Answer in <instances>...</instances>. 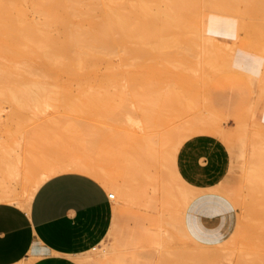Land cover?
Returning <instances> with one entry per match:
<instances>
[{
  "label": "rangeland",
  "instance_id": "374dc122",
  "mask_svg": "<svg viewBox=\"0 0 264 264\" xmlns=\"http://www.w3.org/2000/svg\"><path fill=\"white\" fill-rule=\"evenodd\" d=\"M218 7L220 8L221 5ZM205 8L206 11L210 10L207 11L210 18L213 14L215 17L208 19L206 15L201 13L205 16L204 19H202L203 16L200 14L199 20L192 22L193 26H196V23L199 25V28L201 26L200 32L202 31L201 29H204L203 36L205 37H201V40L199 35L200 39H197V41L200 44L196 46L199 47L198 52H200V55H203V61L199 55V66L193 67V63L197 65L196 63L199 62V60L198 62L196 61L197 57L195 58L194 56L192 57V61L194 62L190 60L192 64L187 62L188 65L192 66H188L187 64L186 66L184 63L183 65L186 67H178L179 69L182 68L181 70L177 69L176 66H166V83L170 84L171 78L173 80V76L180 72L179 78L182 84H180L181 88H179L180 85L177 88L188 89L185 93L183 92L184 90L180 91L185 94V98L186 95L189 97L187 101L191 104V108L188 104L185 105V100L182 104L181 102H172V104L175 103L174 107L169 102L166 105L165 102L167 100L164 98L167 96L163 95L164 92L166 94L167 88L165 87L168 86L166 83H160L159 85L153 83L155 86L148 84L149 86L151 85L149 87L147 83L133 84L123 78L115 84H101L102 87L98 84V86L95 85V89L99 87L101 91L99 93L91 92L90 87L94 86L92 84H68L53 87L61 88L67 86V88L74 92H70V94H74L73 96H69V94L60 96L53 95V98H51L52 96H44L45 98L43 97V100L39 97L41 99L40 101L39 99H35L34 101V98H30L31 100L25 98L24 102H18L20 101L18 99L17 102L14 100H4L5 102L2 101L3 105L0 102V180L12 177V172L16 171L17 168V170H25L30 161L36 162L43 171H46L47 168L51 170L57 163L60 164L67 160L80 161V159H84L83 162L92 164L102 173V178L100 179L102 183L104 181L103 185L107 192H115V197L112 198L114 203L112 225L98 245L76 256L77 260L82 264H140L139 262L141 264H157L161 255L166 254V252L171 254V259L177 257L176 253L175 256L172 254L174 253L173 250L178 251L175 248L179 245L177 244L179 242L175 238H179V241L181 238L178 234H175V226L166 222V216H168L169 210L172 209H185L179 211V218L182 223L186 224L189 216L196 214L199 218L198 225H205L209 230L215 229L222 235L228 229L216 227L215 225L225 215L224 203L229 204L230 210L238 214L240 220L245 219L241 215L246 213V208L243 207L241 202H236V199L234 202L233 199L234 196H238L241 199L246 195H250V193L247 194L248 188L246 187L250 188L252 186L251 177L248 180L250 182H247V176L245 178L244 176L247 174L251 176L253 172L251 171L250 173V170L248 171L246 167L248 165L251 166L249 162L254 155L250 156L247 153L253 152L252 149H260L255 147L257 142H254L259 137L263 139L258 140L257 146L260 145L262 148L264 145L261 144L264 143V135H262L264 134V75L262 74L264 73V40L262 43L260 42L261 47H258L260 44L257 39H252L254 46L249 44L248 41L251 39L248 38L247 30L244 27L236 24L229 26L231 25L230 19L232 20V17L235 16L236 18L238 15L230 13L232 14L231 17L228 13L231 10L224 14L225 11L220 8L222 13L224 12V15L228 13L229 17L227 15L225 19L221 18V20H218V17L223 15L219 13V8V10L217 8L211 10L213 7L210 9L209 7H203L202 10H205ZM216 14L218 15L217 19ZM240 18L242 19V17ZM224 20L230 22H227L229 25L226 22L225 24ZM219 21V25L223 23L220 26L221 29L218 25ZM234 21L233 23H235ZM209 22L213 24L210 23L212 24L210 25ZM207 30L210 31L207 32ZM224 32L227 33L225 34ZM209 35H212V37ZM261 38L260 41L264 39ZM201 41L203 43L205 42L204 47H202L205 53L204 51L201 52ZM207 42L208 44L210 42L221 43L222 51L228 52L229 54L230 49V53L234 54H229L228 56L240 57L244 60V66H208L206 69L204 60L210 53L207 54ZM254 42H258L259 45L256 44L257 46H255ZM211 49L214 50L213 46ZM233 49H235L234 52ZM194 51L196 50L194 49ZM204 56L206 57L204 58ZM201 64L204 66L202 67ZM189 67L192 68L189 70ZM104 87L107 88L106 91H109H104ZM147 88H150L149 91L153 88L158 89L157 92H161L162 88L165 91H162L160 97L158 93L147 92ZM88 89L90 91L84 93ZM153 96L156 99L155 101ZM168 97H171L169 101L173 98L171 93L170 95L168 94ZM179 97L181 99L182 96H178L177 99ZM195 99L196 101L200 99V101L194 107L192 104ZM152 100L156 103L157 101L159 102L157 106L161 110L155 106L154 110L148 111L151 108L149 106H153L150 105V102L151 104H155ZM161 103H165V109L163 108L164 105L161 106ZM183 105L188 107H184ZM147 107L149 108L146 109ZM160 107L166 111V114ZM199 107L201 111L196 110ZM210 109L211 112L213 111L214 114H217L214 115L212 114L213 112H210L212 116H210V113L208 116H217L220 119H218L219 122L215 118L214 120L220 123L222 128H216L217 123L214 124V120H212L213 125L211 126V120H208L207 124L210 122L209 125L211 127L207 125L205 131L191 133L189 137L198 133H212L220 136L227 143L231 152V166L228 174L218 186H229L228 189L230 192L231 188L233 190L234 187L236 191L233 195L230 193L232 195V197L230 196L231 200H226V202L218 200L214 202L215 186L200 188L191 185L189 192L191 202L185 205L186 208L184 206L180 208L181 204L178 196L172 198V200L167 196V189H172L174 186L180 185L179 180H177L178 178L176 177L175 179L174 176L175 171L178 172L176 168V155L178 150H174L172 144L167 142V132L170 133L173 130L176 133L175 131L180 129L179 126L182 122L186 124L188 120L193 118V115L192 118L186 117H190V114L194 112L195 114L201 113V117L205 115L204 117L208 119L209 117L206 114ZM155 110L158 112L164 111V113L162 114L160 112L159 114L161 115H158V117H155L157 111L155 114L151 113L154 115L149 114V112ZM180 110H182L181 113L183 115L180 113ZM191 111L193 112L191 113ZM204 117L203 119H205ZM213 126L215 127L214 129L212 128ZM250 134L254 136H250ZM178 143L176 142V144ZM249 144H252V148L250 149ZM257 157L255 156L254 160L257 161ZM253 165L251 168L254 170L256 165L255 167ZM105 170L110 172V176H118L130 180L136 189L133 190V193L137 201L132 200L133 203H124L121 190L113 184L111 185V183L105 182V179L110 177L106 173L104 174ZM239 188L241 189V195ZM249 192H252V190L250 189ZM248 196L245 199H249L250 196ZM183 215L184 220L180 217ZM177 233H179L178 228ZM181 242L186 246L184 241ZM175 243L176 247L170 249L171 245L172 247L175 246L173 245ZM166 249H170L172 252L166 251ZM170 256L167 255V258L170 259ZM227 259L224 260L223 264H228L229 260L230 264L235 261L234 257H232V260L229 258L227 261ZM20 264L27 263L22 262Z\"/></svg>",
  "mask_w": 264,
  "mask_h": 264
},
{
  "label": "bare ground",
  "instance_id": "6f19581e",
  "mask_svg": "<svg viewBox=\"0 0 264 264\" xmlns=\"http://www.w3.org/2000/svg\"><path fill=\"white\" fill-rule=\"evenodd\" d=\"M216 5H221L220 8L225 11V13L223 12L224 14L231 10L228 12L229 14L238 15V18H235V16L232 17V14H230L233 19H236H234L235 21L232 19L235 23L230 19L231 25H229L228 23L230 22L226 21L228 18L224 20V23L228 22L227 24L229 26L236 24L244 27L247 30L248 38L251 39V42L248 41L249 44H252V39H257L260 45L258 42H254L255 46H262L261 43L264 40L262 39L264 38V0H0V102L1 104L4 100H14L16 102L20 100L18 102H24L25 98H29L28 100L34 98V101L35 99H39L40 101V98L43 100L44 96H52L51 98H53V95L60 96L64 94H69L70 96L72 95L70 94L72 90L67 88V86L61 88L53 87L68 84H92L94 85V89L90 87L91 92L99 93L101 91L99 87L95 89V85L98 84L101 86V84L107 83L115 84L122 78L133 84L147 83V85L152 84L155 86V84L159 85L160 83H166V66H176L177 69H179L178 67L184 66V63L185 65H188L187 62L192 64V62H194L192 61L193 56L195 58L197 57V62L199 60L198 63L195 62L197 65L193 63V67L200 65V59L198 57L201 56L202 58L203 55H200V52H198L199 47L196 46L200 44L197 39L205 37L203 36L204 29H201L202 31L200 32L201 26L199 28L197 23L195 24L196 26H193L192 22L198 21L201 13L206 15V18L209 19L210 17L207 11L210 10L206 11L205 8L203 11L202 8L209 7L210 9L213 7L211 10H214L217 8ZM219 13L223 14L221 9ZM228 13L227 15L229 17ZM202 14L201 16H203ZM223 15L221 17L219 16L220 18L217 15L216 19L218 17V20H221V18L225 19V16L227 17V15ZM204 17L205 16L201 18L204 19ZM212 17H215L214 14ZM212 17L210 19H212ZM239 17H242V19H239ZM210 23L212 22H209V24ZM219 23L220 21L218 25ZM222 24H220L219 27ZM208 31L210 30H207V32ZM215 35L219 36L218 34ZM209 36L212 37V35ZM207 38L209 39V37ZM260 38L262 39L261 41ZM204 39L206 40V38ZM204 39L203 41H205ZM203 41H201V48L205 45ZM220 44L221 43L218 44L213 42L208 44L207 42V54L210 53L204 60L206 69L208 66H244V60L240 57L228 56L229 54H234L230 53V47L228 48L230 51L228 54V52L222 51V45ZM211 45L214 50L211 49ZM194 49L196 51H194ZM234 50L235 49H233V52ZM203 51L205 53V50L202 48L201 52ZM205 57L206 56H204V58ZM204 65H202V67ZM191 68L189 67V70ZM179 74L180 72L173 76V80L171 78L170 84L166 83L168 85L165 87L167 88V95L165 92L163 95L167 96L164 98L167 101L165 102V100L162 99L166 105L170 103L172 107H174L175 104H172V102H181L182 104L185 100V105L188 104L191 108V104L187 101L189 97H187V95L186 98L184 97V93L185 91L187 92L188 89H179L181 88L180 84H182ZM262 74L264 75V73ZM179 85L180 87L177 88ZM149 87H151V85ZM104 89V91H106L107 88L104 87ZM149 89L147 88V92H153L154 94L158 93L160 97L162 91H165L163 88L161 92H157L158 89L156 88H153V91H149ZM178 89L179 91L184 90V93L178 91L179 94L177 92ZM86 91L88 92L90 89L85 90L84 93H86ZM108 91L109 90L106 92ZM153 93L152 95H154ZM170 93L173 98L169 101L171 97L169 98L168 94L170 95ZM180 95L183 97H181L182 100L180 97L177 99ZM192 97L194 98L193 95ZM21 98H23V101ZM153 99L154 101L156 100L155 97ZM195 101H193L192 104L194 107L197 106L195 104H197L200 99L199 101ZM154 103L155 104H151L150 102V105L153 106H149L154 108L151 109L147 107L146 109L149 108L148 111L154 110L155 106L159 109L157 106L159 102L157 101V103ZM161 104V106L164 105L163 103ZM166 105H164L163 108ZM211 108L215 111L212 106ZM178 109L180 108L178 107ZM178 109L176 110L179 111ZM199 109L200 107L196 110L201 111ZM156 111L157 110L149 112V114L154 115ZM164 111H157L155 117H158V115L160 116L161 114L159 113L161 112L163 114ZM193 111H191V113ZM181 112L182 110H180V113ZM210 112L211 109L206 116L210 115L213 111ZM181 114L183 115V113ZM194 114L195 112L190 114L191 116L188 115L190 117H186L192 118L193 115V118L188 120L186 124L185 122L180 124V129L176 130V133H174L173 130L172 132L170 131V133L167 132L168 135L166 140L168 143L172 144L174 150H178L180 147L179 145H181L185 141L184 139L188 138L191 133L205 131L207 125L210 124V122L207 124L208 120H211L212 126L213 123L216 124L219 119L217 116V118L208 116L209 118L206 119L207 117L205 118V115H202L205 118L203 119L201 113ZM212 114H214V112ZM212 114L210 116H212ZM214 118L217 121L214 120ZM212 120L215 122L212 123ZM220 125V123H217L215 127L222 128V125ZM215 127L213 126L212 128L214 129ZM259 135L262 136L264 134ZM250 136L254 135L250 134ZM261 138L259 137L254 141L257 142L255 147L260 149H252L253 152L251 151V154L247 153L250 156L254 155L253 158L249 157L251 158L249 164L251 166L254 164V167L256 165L255 171L248 165L250 169L248 167H246V169H248V171L250 170V173L251 171L253 172L251 176H248V174L244 176V178L247 176V182H250L248 180L249 177H251L252 186L246 188H248L247 194L250 193L251 195L252 193V195H249L250 197L244 195L245 197L241 199L238 198V196H234L233 199L234 202L235 199L236 202H241L243 207L246 208L245 215H241V217L245 219L240 220L238 214L230 210L229 204L224 203L225 215L218 220L215 225L216 227L228 229V231L222 235L215 229L209 230L205 225H198L199 218L196 214H191L186 224H184L180 221L179 211L185 209L169 210V214L166 216V222L175 226V234H178L182 240L180 239L179 241V238H175L178 240L179 243H177V241L176 243L179 245L176 247L175 243L173 244L175 246L172 247L171 245L170 247V249L174 247H176L175 250L178 249V251L176 250L177 252L173 250L174 253H172L174 256L175 253L177 254V257H174L175 259H171V254L166 252V254L170 256V259H168L167 255L164 253L162 254L163 256L161 255L159 258L157 264H223L226 258H231L232 260V257H234L235 260L234 263H232L233 261L231 262L232 264H264V145L262 148L260 145L257 146L258 140L260 141L263 139ZM176 142L179 143L176 144ZM251 145L249 149L252 148ZM255 156H258V159L256 158L258 163L254 160ZM83 160H67L61 162L54 167L51 172L79 169L89 171L99 179L102 178V173L98 169L90 163L83 162ZM107 172L108 170H105L104 174L106 173L109 177L110 172H108V174ZM174 176L175 179L176 177L178 178L177 180H179L178 182L180 185L174 186L172 189H167V196L170 200L178 196L181 204L180 208H182L191 202L189 194L191 184L184 180L177 171H175ZM40 181L41 180H39V182ZM106 181L121 190L124 203L126 202L128 204V202H132V200L137 201L133 193V190L136 189L130 180L118 176H110L105 179V182ZM216 184L214 183V202L218 200L226 202L236 191L234 187L233 190L231 188L230 192L228 189L229 186H218L219 181ZM250 189L252 192H249ZM1 191L3 190L1 189L0 192ZM230 193H232V195H230ZM247 196L249 199H245ZM1 197L4 196L0 195V198ZM5 197L8 196L5 195ZM180 217L183 219L184 215ZM177 228L179 233H177ZM181 241H184L186 246H184ZM219 243L222 245L220 246ZM170 249H166V251H170ZM170 252H172V250ZM139 263L141 264V262ZM228 264H230V260Z\"/></svg>",
  "mask_w": 264,
  "mask_h": 264
},
{
  "label": "crops",
  "instance_id": "0c3cea01",
  "mask_svg": "<svg viewBox=\"0 0 264 264\" xmlns=\"http://www.w3.org/2000/svg\"><path fill=\"white\" fill-rule=\"evenodd\" d=\"M230 166L227 143L212 133L188 137L176 155L180 175L200 188L220 183ZM54 167L43 171L30 161L0 180V264H82L76 256L108 233L114 203L101 179L79 169L52 173Z\"/></svg>",
  "mask_w": 264,
  "mask_h": 264
},
{
  "label": "built area",
  "instance_id": "2783aa9c",
  "mask_svg": "<svg viewBox=\"0 0 264 264\" xmlns=\"http://www.w3.org/2000/svg\"><path fill=\"white\" fill-rule=\"evenodd\" d=\"M108 195H109V197H110V198H113V197H115V193H114V192H109V194H108Z\"/></svg>",
  "mask_w": 264,
  "mask_h": 264
}]
</instances>
